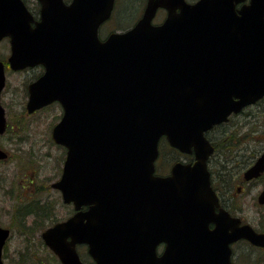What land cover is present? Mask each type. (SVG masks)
<instances>
[{
  "label": "water",
  "instance_id": "95a60500",
  "mask_svg": "<svg viewBox=\"0 0 264 264\" xmlns=\"http://www.w3.org/2000/svg\"><path fill=\"white\" fill-rule=\"evenodd\" d=\"M114 1L39 0L35 19L24 0H0L10 68L45 67L30 85L29 111L55 100L64 110L53 139L67 153L53 186L77 211L42 237L62 264H209L229 241L214 216L208 158L215 148L206 132L264 96V0L239 9L244 0H181L158 25L157 5L168 0H149L135 26L102 40L99 26ZM5 83L0 60V94ZM163 136L195 161L156 174ZM262 172L264 152L246 178ZM9 234L0 226V264ZM243 235L264 244V235ZM78 244L93 261L81 259Z\"/></svg>",
  "mask_w": 264,
  "mask_h": 264
},
{
  "label": "flooded vegetation",
  "instance_id": "af4514ba",
  "mask_svg": "<svg viewBox=\"0 0 264 264\" xmlns=\"http://www.w3.org/2000/svg\"><path fill=\"white\" fill-rule=\"evenodd\" d=\"M64 1L71 2L72 0H64ZM119 1L120 0L114 1L113 11L110 17L106 19L105 21H103L99 26V37L101 39L107 38L110 34L114 33V31L124 32L125 30L135 26L136 23L140 19H142V16L144 15L146 8H147L146 6L148 5V2H149V0H123L122 6L125 8V11L138 10V13L139 12L140 13L139 14L138 13H135V14L126 13L127 19L130 20L129 24L130 23L132 24L130 25L129 24H124V25L118 24L113 30L109 31L107 34H104L105 32H103L104 30L103 28L105 27V25H107L108 22L113 20L115 12L117 11L116 7H118L119 5ZM158 1L161 2V0H158ZM180 1L181 0H168L167 5L158 4L156 13L153 17L154 18L153 24L158 25V24L164 23L166 19L168 18L167 16L170 11L168 9V6L176 7L177 3H179ZM199 1L200 0H185V2L189 5L195 4ZM24 2L28 6L29 10L33 13L35 19H40L41 4L39 0H24ZM246 3H249V0L237 2L236 9L241 8ZM124 8L121 10L124 11ZM179 10L180 9H177V12H179ZM117 18L118 17H116V19ZM117 22H118V19H117ZM6 40L9 41V38H5L4 41ZM9 55H10V52L6 57H0V60L4 63L5 71H6V84L1 90V94H0L1 105L4 108V114L6 117V129L4 130V132L0 133V136L8 135V133L12 131L13 126H14L13 119L9 117V114L11 111L9 108L11 106L7 105L6 99H5L6 94H7V89H9L11 75L16 74V73H22V72L26 73L27 77L23 82L24 84L23 97L21 98L20 103L17 102V106L19 107V110H21L25 115L34 114L46 108H58L59 109L60 112L58 113L56 120H54V122L52 123L53 125L51 127V132H49V134H50V138H51L53 145L59 148L62 147L64 149V154H65L64 160H65L67 149L64 146L57 144L53 139L54 126L63 115V108L60 102L52 101L39 108H36L33 111H29L28 109V102L30 100V90H29L30 85L34 83L35 81H37L45 73V67L42 64H37L34 66H28L23 69L15 70V69L10 68L9 66V61H8ZM263 98L264 97H262L261 99ZM246 108L239 111V113H242L243 111H245ZM239 113H232L231 116L233 117L235 115H239ZM17 120H19L18 117H17ZM220 124H223V123H220ZM218 125H216L213 129L218 127ZM237 126L238 125L235 124V126L233 127L237 128ZM217 130H215L214 132L216 133ZM208 132L209 131H207V133ZM220 134L222 135V132H220ZM239 137L240 139L235 140V144L237 145L236 148L233 151L231 149L227 150L224 154H222L220 146L216 145L215 141H213L212 144L215 150L213 154L210 155L208 158V171H210L211 173L210 176H211L212 187L218 198V205L215 206L214 216L219 219L220 223L223 226V231H222L223 236L229 241L227 244V247L226 246H225L226 248L224 247L221 257L219 256V260H215L214 256L212 257L211 255L209 259L210 260L209 264H264V244L259 243V242H254L250 237L243 235L245 230L251 233H259L261 235H264V202L259 201V196L264 190V172H262L258 176H254L253 178H250V179L246 178V172L248 171V168L253 166V164L257 161L258 157L262 155L264 152V137L262 138L263 140L260 141V143H262L260 147H253V146L251 147L247 144V142L249 141V137H250L248 133H244L243 136H239ZM25 138L26 137H23V136L16 138L14 144L18 145V143H20L19 141H23L25 140ZM213 138H215V136ZM219 140H220V144H222L223 143L222 139H219ZM12 141L14 142V140ZM9 143L11 144V142ZM0 148L7 153V157L0 158V161H6L7 159L11 157L10 156L11 153L9 150H6L1 146ZM18 151H22V150H18ZM181 156L183 158L175 159V162L182 161L184 163L186 162L193 163L195 161L192 154H187V153L182 154L181 153ZM174 163H172L170 167L164 172L157 168L155 171L156 173H159L162 175L168 174ZM63 164H64V161H63ZM62 170H63V166H62ZM62 170H61L60 176L56 180L48 184L49 189L51 187L58 193V195L56 196L57 199L60 197L62 199V194L58 188L53 186V184L58 179H60L62 175ZM1 179L2 177L0 178V180ZM22 190L23 189H21V191ZM39 192H40V195H43L41 193L40 187L37 193ZM23 195H25V191L24 193L20 194V197H22ZM49 196H50L49 193H47L45 194L44 197L36 195L32 197V199H30L29 201H28V198L26 200L24 199L23 203L18 205L17 208H15L12 212L11 211L9 212L10 218H14V220L22 221L23 225L26 226L28 229V226L26 224L34 221L36 219V216L39 215V213L35 212L34 210L30 211V209H32L33 207L29 206V204L38 203V204H42V206L44 205L48 206L49 203L55 201V199L54 200L50 199ZM65 205H68V207L70 208L69 215L61 220L55 221V223L67 220L70 216H72L77 211L74 203H69ZM86 209H88L87 205H84L81 207V210H86ZM41 214H44V212H42ZM55 223L51 225H47L41 232V237H42V233L47 228L54 225ZM216 225H217L216 221L212 219L211 221L208 222V226L210 230L215 229L217 227ZM2 227L8 228L10 230L9 237L6 240V243L3 247V257H4L6 255L8 241L13 236L14 228L11 226H7V227L2 226ZM21 233H24V232H21ZM164 247H165L164 244H160L157 247V251L160 253V255L163 254ZM77 249L80 252L81 256H82L81 253L83 252L86 255H88V261L91 260V257L88 253V246L86 244H79L77 246ZM55 256L58 262L62 264L58 256L57 255Z\"/></svg>",
  "mask_w": 264,
  "mask_h": 264
},
{
  "label": "rangeland",
  "instance_id": "374dc122",
  "mask_svg": "<svg viewBox=\"0 0 264 264\" xmlns=\"http://www.w3.org/2000/svg\"><path fill=\"white\" fill-rule=\"evenodd\" d=\"M122 4L123 0H120L113 20L103 28L104 34L113 30L118 24H129L130 20L127 19V14L138 13V10L125 11ZM122 7L124 11L121 10ZM116 17H118V22ZM9 52V41L0 42V57H6ZM26 77V73L23 72L11 75L5 99L7 105L11 106L9 117L13 119L14 126L8 135L0 136V146L11 153L9 159L0 161V178L2 177L0 180V225L14 228L13 236L8 241L6 255L3 258L7 264H36L37 262L60 264L53 252L41 247L43 229L68 216L70 210L68 205L63 203L61 197L57 199L58 193L51 187L49 189L48 186L60 176L65 155L62 147L53 145L49 134L52 123L60 111L58 108H46L34 114L25 115L19 110L17 102L20 103L23 97V82ZM235 124L239 127L234 129ZM228 126H230L229 129H234L238 136L248 133L250 137L247 144L249 146L260 147L262 144L260 141L264 137V98L258 104L250 105L245 111L235 115ZM221 130H223L222 127L218 128L217 132H212L209 137L215 136L214 141H218ZM20 136L26 137L25 140L19 141L18 145L14 144L16 138ZM166 153L160 161V170L163 172L170 167L167 165L172 162L171 154ZM180 158L183 157L180 156ZM39 187L43 195H40V192L37 193ZM21 189L23 190L21 191ZM24 191L25 195L20 197ZM47 193H49L50 199H57L55 202L49 203L48 208L46 207L47 210H50L49 216L47 212L37 215L34 221L26 222L28 229L22 221L10 218L9 212L23 203L24 199L28 198L29 201L36 195L44 197ZM36 205L42 204H29L32 207H36Z\"/></svg>",
  "mask_w": 264,
  "mask_h": 264
},
{
  "label": "trees",
  "instance_id": "16d2710c",
  "mask_svg": "<svg viewBox=\"0 0 264 264\" xmlns=\"http://www.w3.org/2000/svg\"><path fill=\"white\" fill-rule=\"evenodd\" d=\"M259 103V102H258ZM258 103H256V104H258ZM234 117V116H233ZM233 117H231V119L229 120V122L228 123H223V124H220V125H218V127H216L215 129H212V130H210L208 133H207V137L208 138H210L211 140H212V142L214 141V138L212 137H209L210 136V134L212 133V132H214L215 130H217L218 128H220V127H222V135L220 136V139H222V141H223V143L222 144H220V140H218V141H215V143H216V145H219L220 146V148H221V151H222V154H224L227 150H234L235 148H236V144H235V140H238V139H240V137L238 136V134L237 133H235V128L234 129H229V127L230 126H228L231 122H232V120H233ZM244 135V134H243ZM166 149V150H165ZM160 151H161V157H163V155H165V153L167 152V153H169V154H171V159L170 160H172V162L170 163V164H168L167 166H169V165H171L172 163H174L175 162V159H180V156H181V153L178 151V150H176L175 148L173 149V148H171L170 147V145H169V143L167 142V140L165 139V137H163V139H161V143H160ZM166 153V154H167ZM160 161H161V158H160ZM159 161V164H158V169H160V162ZM57 200V199H56ZM55 200V201H56ZM54 201V202H55ZM46 207L48 208V206H42V205H36V207H33L32 209H30V211L31 210H34L35 212H37V213H39V214H41L42 212H47V215H48V212H50V210L48 211L47 209H46ZM49 216V215H48ZM41 247L42 248H44V249H49L48 248V246L44 243V241L42 240V242H41ZM27 250V249H26ZM50 250V249H49ZM51 251V250H50ZM52 252V251H51ZM82 254V257L86 260V259H88V255H86L85 253H81ZM55 256V255H54ZM54 256H52V258L54 257ZM56 257V256H55ZM54 257V258H55ZM57 259V258H56ZM36 264H40V262H37Z\"/></svg>",
  "mask_w": 264,
  "mask_h": 264
}]
</instances>
